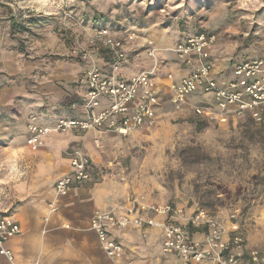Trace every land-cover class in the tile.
<instances>
[{
    "label": "rangeland",
    "instance_id": "374dc122",
    "mask_svg": "<svg viewBox=\"0 0 264 264\" xmlns=\"http://www.w3.org/2000/svg\"><path fill=\"white\" fill-rule=\"evenodd\" d=\"M99 24L153 40L164 75L177 73L172 48L189 29L215 36L218 76L236 56L264 57V0H0V177L16 172L9 159L24 145L30 115L41 123L77 116L78 59L69 50ZM128 62L134 67L118 74L151 68L141 49ZM161 98L153 129L107 133L98 146L95 137L79 141L103 169L100 180L116 200L144 198L235 220L251 244L264 246V128L247 116L221 123L195 113L213 111L210 95L180 104Z\"/></svg>",
    "mask_w": 264,
    "mask_h": 264
},
{
    "label": "built area",
    "instance_id": "2783aa9c",
    "mask_svg": "<svg viewBox=\"0 0 264 264\" xmlns=\"http://www.w3.org/2000/svg\"><path fill=\"white\" fill-rule=\"evenodd\" d=\"M84 31L85 43L79 44L76 39L69 50L71 57L88 66L76 79L82 93L79 104H75L80 114L48 123H41L30 115L25 144L31 150L43 148L54 134L93 131L96 133L94 143L98 146L107 133L123 137L153 129L164 95L176 104L191 95H210L213 111L202 106L196 107L195 113L221 123L249 116L256 125L264 127V58L254 57L235 63L229 71L232 77L222 80L210 59L215 36L201 32L184 37L172 48L177 59L189 67L185 76L176 80L169 72L161 84L159 50L153 40L132 29L119 31L105 24L93 25ZM139 49L151 61V68L130 76L118 74ZM66 155L69 172L57 180L54 188L57 198L66 196L74 185L91 181L94 168L92 160L81 150L66 151ZM97 172L102 174L103 169L99 167ZM234 221L231 220L228 226L206 209H196L187 215L181 205L135 198L115 205L108 212L95 213L89 228L96 233L106 257L113 260H122L124 253L123 245L115 239L113 231L159 228L163 233L162 253L176 254L181 264H264V251L249 249L243 227ZM197 231L203 232L201 238H194ZM20 233L15 221L0 218V257L7 264H17L5 245ZM33 264L42 263L34 261Z\"/></svg>",
    "mask_w": 264,
    "mask_h": 264
},
{
    "label": "crops",
    "instance_id": "0c3cea01",
    "mask_svg": "<svg viewBox=\"0 0 264 264\" xmlns=\"http://www.w3.org/2000/svg\"><path fill=\"white\" fill-rule=\"evenodd\" d=\"M99 56L103 58L101 54ZM76 63L77 79L88 66L79 60ZM176 64L178 70L174 78L178 80L185 76L189 67L180 61ZM160 66L163 67L161 62ZM122 67L130 69L134 66L127 61ZM164 76L160 71L161 84ZM231 77V72H221L222 80ZM76 90L78 96L82 95L78 87ZM79 114L78 111L77 116ZM24 134V145L15 148L9 159L12 164L15 162L16 172H7L0 177V218H10L21 230L5 245L17 264H33L34 261L42 264H181L176 254L162 253L163 233L159 228L113 231L115 239L123 245V257L122 260L106 257L96 233L89 228L90 220L95 213L108 212L125 199L116 200L111 194L105 180H100L103 177L97 172L100 166L92 159L91 181L74 185L64 197L55 196L57 180L69 172L66 151L78 149L84 152L79 141L91 140L95 132L54 134L46 140L43 148L36 151L25 144L26 129ZM184 209L187 215L194 211ZM225 224L229 226L227 222ZM202 235L203 232L197 231L194 238ZM248 248L264 251V246L251 244L249 240ZM0 264H7L2 257Z\"/></svg>",
    "mask_w": 264,
    "mask_h": 264
},
{
    "label": "trees",
    "instance_id": "16d2710c",
    "mask_svg": "<svg viewBox=\"0 0 264 264\" xmlns=\"http://www.w3.org/2000/svg\"><path fill=\"white\" fill-rule=\"evenodd\" d=\"M201 32L209 33L206 30H203L202 28H200V29H189L187 31L184 30V35L179 40L183 39L184 37L199 35ZM212 51H213V48L210 51V59H211V61L213 63L214 62V59H215V56L212 53ZM254 57L264 58L262 56H249V57H247V56H236L233 59H231V61H229V63H228L229 64V67L227 68V71H230L233 68V66L235 65V63L240 62V61H243V60H247L249 58H254ZM75 84H76V82H75ZM76 89H77V84H76ZM77 98H79V96H77ZM246 119H248L251 123H254V125H256L255 122H254V120L252 119V117L250 118L249 116H247ZM257 126L264 128L263 126H259V125H257Z\"/></svg>",
    "mask_w": 264,
    "mask_h": 264
}]
</instances>
